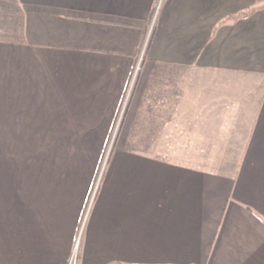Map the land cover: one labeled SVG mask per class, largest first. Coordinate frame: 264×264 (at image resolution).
Segmentation results:
<instances>
[{"label": "crops", "instance_id": "0c3cea01", "mask_svg": "<svg viewBox=\"0 0 264 264\" xmlns=\"http://www.w3.org/2000/svg\"><path fill=\"white\" fill-rule=\"evenodd\" d=\"M2 130L58 156L0 264H70L86 212L77 264H264V0H0Z\"/></svg>", "mask_w": 264, "mask_h": 264}, {"label": "rangeland", "instance_id": "374dc122", "mask_svg": "<svg viewBox=\"0 0 264 264\" xmlns=\"http://www.w3.org/2000/svg\"><path fill=\"white\" fill-rule=\"evenodd\" d=\"M51 138H54L51 131H0V220L4 219L8 214L6 211L9 212L11 207H52L50 187L47 190L39 188L36 178L38 175L43 178L44 173L51 171L50 163L55 162L58 156V149L50 142ZM113 138L114 132L104 150V159L93 193L98 188L108 157L114 155ZM60 152L63 153L62 149ZM109 165L105 172L109 170ZM86 215L87 212L84 214L73 247L70 264H77L82 226ZM1 231L3 226L0 224V236Z\"/></svg>", "mask_w": 264, "mask_h": 264}]
</instances>
